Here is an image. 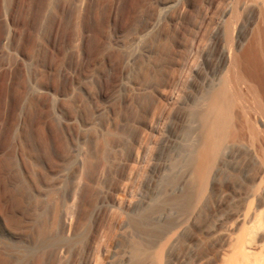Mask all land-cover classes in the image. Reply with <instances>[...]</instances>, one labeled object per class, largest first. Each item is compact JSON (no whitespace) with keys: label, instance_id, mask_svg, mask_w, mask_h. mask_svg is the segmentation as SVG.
Here are the masks:
<instances>
[{"label":"rangeland","instance_id":"rangeland-1","mask_svg":"<svg viewBox=\"0 0 264 264\" xmlns=\"http://www.w3.org/2000/svg\"><path fill=\"white\" fill-rule=\"evenodd\" d=\"M182 1L177 18L178 0H0V264L205 255L215 211L194 228L181 219L163 141L177 134V99L225 66L218 29L231 0ZM242 15L246 38L260 14ZM174 62L182 73L172 82Z\"/></svg>","mask_w":264,"mask_h":264},{"label":"bare ground","instance_id":"bare-ground-1","mask_svg":"<svg viewBox=\"0 0 264 264\" xmlns=\"http://www.w3.org/2000/svg\"><path fill=\"white\" fill-rule=\"evenodd\" d=\"M176 7L179 18L185 2L178 0ZM251 7L260 17L251 35L240 38V18ZM218 45L223 70L197 92L177 99L173 121L178 131L163 141L170 150L172 204L192 228L208 209L215 211L214 224L203 237L212 244L194 264H264V84L252 67L262 57L259 53L264 55V0H231L218 29ZM151 53L144 47L140 57L147 60ZM179 63L169 67L167 80L180 78ZM243 85L255 100L252 111L242 105ZM172 239L174 235L165 245ZM162 250L157 264H163Z\"/></svg>","mask_w":264,"mask_h":264}]
</instances>
